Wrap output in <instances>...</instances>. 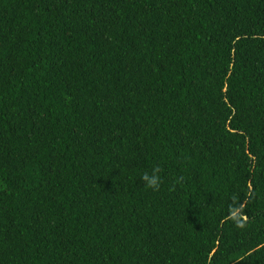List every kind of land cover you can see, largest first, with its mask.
<instances>
[{
  "label": "trees",
  "instance_id": "obj_1",
  "mask_svg": "<svg viewBox=\"0 0 264 264\" xmlns=\"http://www.w3.org/2000/svg\"><path fill=\"white\" fill-rule=\"evenodd\" d=\"M0 264H264V0H0Z\"/></svg>",
  "mask_w": 264,
  "mask_h": 264
},
{
  "label": "clouds",
  "instance_id": "obj_2",
  "mask_svg": "<svg viewBox=\"0 0 264 264\" xmlns=\"http://www.w3.org/2000/svg\"><path fill=\"white\" fill-rule=\"evenodd\" d=\"M160 168L155 167L153 168L151 174L145 172L142 174V181L145 183L146 187L149 189H152L153 191H159L161 186V179L159 176ZM182 178L177 179V183L180 182ZM238 226L243 227L242 224H239Z\"/></svg>",
  "mask_w": 264,
  "mask_h": 264
}]
</instances>
